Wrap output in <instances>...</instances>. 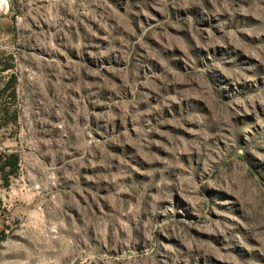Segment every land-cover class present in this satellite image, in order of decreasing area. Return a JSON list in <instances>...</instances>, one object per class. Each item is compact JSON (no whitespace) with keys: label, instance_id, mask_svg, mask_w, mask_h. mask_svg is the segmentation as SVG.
<instances>
[{"label":"rangeland","instance_id":"374dc122","mask_svg":"<svg viewBox=\"0 0 264 264\" xmlns=\"http://www.w3.org/2000/svg\"><path fill=\"white\" fill-rule=\"evenodd\" d=\"M0 8V264H264V0Z\"/></svg>","mask_w":264,"mask_h":264},{"label":"trees","instance_id":"16d2710c","mask_svg":"<svg viewBox=\"0 0 264 264\" xmlns=\"http://www.w3.org/2000/svg\"><path fill=\"white\" fill-rule=\"evenodd\" d=\"M12 158H13V160L12 161H6L5 163H4V165H8L10 168H11V171H12V169L15 167V164H16V156H13L12 155Z\"/></svg>","mask_w":264,"mask_h":264},{"label":"bare ground","instance_id":"6f19581e","mask_svg":"<svg viewBox=\"0 0 264 264\" xmlns=\"http://www.w3.org/2000/svg\"><path fill=\"white\" fill-rule=\"evenodd\" d=\"M0 1L2 2V4H4V1H5V0H0ZM0 9H1V8H0ZM0 12H1V10H0Z\"/></svg>","mask_w":264,"mask_h":264}]
</instances>
